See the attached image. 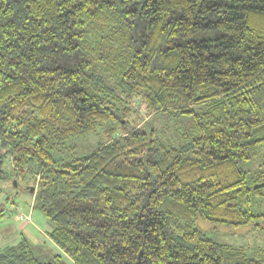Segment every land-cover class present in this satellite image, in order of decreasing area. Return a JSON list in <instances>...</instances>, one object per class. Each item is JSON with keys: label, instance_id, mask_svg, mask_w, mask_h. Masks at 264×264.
Returning <instances> with one entry per match:
<instances>
[{"label": "trees", "instance_id": "obj_1", "mask_svg": "<svg viewBox=\"0 0 264 264\" xmlns=\"http://www.w3.org/2000/svg\"><path fill=\"white\" fill-rule=\"evenodd\" d=\"M170 111L179 147L143 126ZM263 155L264 0H0V179L8 156L61 250L0 264H264L196 225L256 223Z\"/></svg>", "mask_w": 264, "mask_h": 264}, {"label": "rangeland", "instance_id": "obj_2", "mask_svg": "<svg viewBox=\"0 0 264 264\" xmlns=\"http://www.w3.org/2000/svg\"><path fill=\"white\" fill-rule=\"evenodd\" d=\"M202 108L203 104H194L192 107L195 112ZM143 126L149 131L154 130L157 141L164 146L179 147L182 143V133H195L193 115L177 111L153 115ZM96 141V135H93L90 139L78 141L79 155L80 152L90 151L94 148ZM263 159L264 155L259 156L252 163L253 168L249 167V171H252L254 167L256 168ZM11 167L10 158L5 156L1 168L7 172L9 177L0 179V209H4V215L0 218V247L17 242L20 236L23 235L31 242L36 256L45 261L54 254L61 253V250L47 235V231L51 228L49 220L39 210H31V193L24 191V184L17 185L14 182L15 180L11 178ZM250 208L253 213L260 214L255 224L230 228L208 223L199 218L196 225L214 240L241 249L247 257L261 259L264 250V194L253 195ZM30 210L33 217H40V221L34 219L35 221L27 222L28 232H26V228H19L23 219L19 217L18 213L21 211L28 212V219L32 220L31 215H29ZM63 260L66 264H69L71 258L64 256Z\"/></svg>", "mask_w": 264, "mask_h": 264}, {"label": "crops", "instance_id": "obj_3", "mask_svg": "<svg viewBox=\"0 0 264 264\" xmlns=\"http://www.w3.org/2000/svg\"><path fill=\"white\" fill-rule=\"evenodd\" d=\"M31 202H32V200H31ZM32 205V204H31ZM30 205V207H31V210H32V206ZM31 210H30V212H29V215H31ZM22 212V211H21ZM23 213L24 214H28V212L27 213H25L24 211H23ZM31 217H32V220H25V219H23V221L21 222V224L19 225V228H21V229H24V228H26V225H27V222H32L34 219H36V220H39L40 221V217L39 216H34L33 217V215H31ZM35 221V220H34ZM27 229V228H26ZM26 232H28V229L26 230ZM31 232V231H30ZM21 234V233H20ZM31 234L33 235V233L31 232Z\"/></svg>", "mask_w": 264, "mask_h": 264}, {"label": "built area", "instance_id": "obj_4", "mask_svg": "<svg viewBox=\"0 0 264 264\" xmlns=\"http://www.w3.org/2000/svg\"><path fill=\"white\" fill-rule=\"evenodd\" d=\"M18 215H19L20 218H23L25 220H29L28 219V215L27 214H24L23 212H20Z\"/></svg>", "mask_w": 264, "mask_h": 264}, {"label": "water", "instance_id": "obj_5", "mask_svg": "<svg viewBox=\"0 0 264 264\" xmlns=\"http://www.w3.org/2000/svg\"><path fill=\"white\" fill-rule=\"evenodd\" d=\"M14 182H15V181H14ZM33 190H34V188H31V189H30V192H32Z\"/></svg>", "mask_w": 264, "mask_h": 264}]
</instances>
